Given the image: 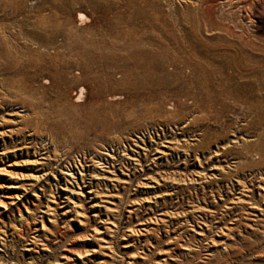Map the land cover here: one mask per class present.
Returning a JSON list of instances; mask_svg holds the SVG:
<instances>
[{
	"label": "rangeland",
	"instance_id": "rangeland-1",
	"mask_svg": "<svg viewBox=\"0 0 264 264\" xmlns=\"http://www.w3.org/2000/svg\"><path fill=\"white\" fill-rule=\"evenodd\" d=\"M0 31V264H264V0H0Z\"/></svg>",
	"mask_w": 264,
	"mask_h": 264
},
{
	"label": "bare ground",
	"instance_id": "bare-ground-1",
	"mask_svg": "<svg viewBox=\"0 0 264 264\" xmlns=\"http://www.w3.org/2000/svg\"><path fill=\"white\" fill-rule=\"evenodd\" d=\"M78 19H79V21H80V23L81 22H83L86 18H85V16L83 15V14H81V13H79L78 14ZM3 35V33L0 31V36H2ZM0 56H1V52H0ZM83 94H84V89L83 88H80L79 90H78V92L77 93H75V95H76V99H77V101L78 102H82V100H83ZM246 146V145H245ZM243 147V145L241 146V148ZM247 147V146H246ZM230 148L231 147H228V148H226L222 153H221V157L223 156H225V152H227V154H228V151H230V152H232L231 150H230ZM229 152V153H230ZM238 158H240V156L238 157ZM241 159V158H240ZM243 159H244V157H243ZM210 160V159H209ZM240 161H242V159L240 160ZM252 167H258V163L257 162H249L248 164H245V163H243V169H242V173H239L238 174V179L240 180V182L238 183V184H240V186H242L243 187V179L244 178H246V177H244L245 176V173H247V175H248V177H250L251 179L249 180V182L250 181H256L258 184H262V181L264 180V175H262V174H260V173H257V171L256 170H254ZM236 169H238L239 170V167H238V164H237V166L235 167ZM67 169H68V167H67ZM70 169V168H69ZM71 170H73V169H71ZM67 176H73V174L74 173H72V171L70 172H64ZM257 173V174H256ZM64 174V175H65ZM224 176V175H223ZM74 177V176H73ZM72 177V178H73ZM37 179H39V177H37ZM194 181V183H201V184H203V182H200V181H197V180H190V182L192 183ZM212 183V182H211ZM249 185H250V183H249ZM78 186V185H77ZM209 186V185H208ZM249 191H251L250 189H249ZM72 193V192H71ZM263 195H264V189H263ZM15 199H17V198H19L18 197V195L17 196H15L14 197ZM242 202H245V200H243L242 198H237V200H236V203H234V204H241ZM10 204H12V203H10ZM6 206H7V203L5 202V201H0V208H6ZM42 226L44 227V225H43V223H42ZM197 235H200V236H202V237H204V234L203 233H197ZM202 242L203 241V239L201 238V240H199V242ZM258 246V245H257ZM190 248V247H189ZM188 248V246L185 248V250L186 249H189ZM27 251H30V249H27ZM82 254H87V251H84ZM80 256H81V254L80 253H77V257L78 258H80ZM81 257H83V256H81ZM100 264V263H99Z\"/></svg>",
	"mask_w": 264,
	"mask_h": 264
}]
</instances>
